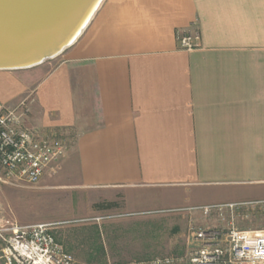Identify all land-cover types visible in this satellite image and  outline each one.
Segmentation results:
<instances>
[{"label": "crops", "instance_id": "obj_1", "mask_svg": "<svg viewBox=\"0 0 264 264\" xmlns=\"http://www.w3.org/2000/svg\"><path fill=\"white\" fill-rule=\"evenodd\" d=\"M42 68L0 70V102L69 145L41 179L62 175L90 206L177 213L178 252L180 209L264 201V0H104Z\"/></svg>", "mask_w": 264, "mask_h": 264}, {"label": "built area", "instance_id": "obj_2", "mask_svg": "<svg viewBox=\"0 0 264 264\" xmlns=\"http://www.w3.org/2000/svg\"><path fill=\"white\" fill-rule=\"evenodd\" d=\"M178 46H199L198 29L176 32ZM69 149L59 136L52 140L39 128L23 125L16 107L0 102V170L6 180L38 183L60 168ZM1 179V178H0ZM261 202L210 204L180 209L188 215L180 252L145 260L109 264H264V227H243ZM51 223L18 225L0 220V264H76L52 232Z\"/></svg>", "mask_w": 264, "mask_h": 264}, {"label": "rangeland", "instance_id": "obj_3", "mask_svg": "<svg viewBox=\"0 0 264 264\" xmlns=\"http://www.w3.org/2000/svg\"><path fill=\"white\" fill-rule=\"evenodd\" d=\"M65 50L36 66L43 72L52 69ZM0 178V219L12 224L51 223L54 236L76 264H109L178 252L183 225L177 213L131 216L122 209L120 196L114 200L117 207L97 210L62 175L24 184L4 179L0 170ZM240 225L264 227V204Z\"/></svg>", "mask_w": 264, "mask_h": 264}, {"label": "water", "instance_id": "obj_4", "mask_svg": "<svg viewBox=\"0 0 264 264\" xmlns=\"http://www.w3.org/2000/svg\"><path fill=\"white\" fill-rule=\"evenodd\" d=\"M104 0H0V70L30 68L70 47Z\"/></svg>", "mask_w": 264, "mask_h": 264}, {"label": "trees", "instance_id": "obj_5", "mask_svg": "<svg viewBox=\"0 0 264 264\" xmlns=\"http://www.w3.org/2000/svg\"><path fill=\"white\" fill-rule=\"evenodd\" d=\"M92 207L97 210L110 209L117 207V203L115 201H101L94 203ZM93 232L97 234V230L93 229Z\"/></svg>", "mask_w": 264, "mask_h": 264}]
</instances>
